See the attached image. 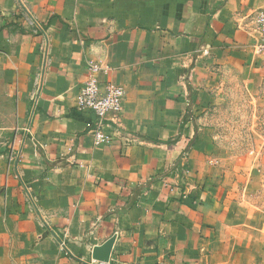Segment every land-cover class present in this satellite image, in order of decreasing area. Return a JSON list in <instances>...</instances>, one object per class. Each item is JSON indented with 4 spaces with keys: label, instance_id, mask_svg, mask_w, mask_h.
<instances>
[{
    "label": "crops",
    "instance_id": "0c3cea01",
    "mask_svg": "<svg viewBox=\"0 0 264 264\" xmlns=\"http://www.w3.org/2000/svg\"><path fill=\"white\" fill-rule=\"evenodd\" d=\"M18 3L9 28L26 32L6 41L27 56L0 125V264H222L232 208L208 110L225 88L264 86V0ZM92 65L126 90L102 144L77 107Z\"/></svg>",
    "mask_w": 264,
    "mask_h": 264
},
{
    "label": "rangeland",
    "instance_id": "374dc122",
    "mask_svg": "<svg viewBox=\"0 0 264 264\" xmlns=\"http://www.w3.org/2000/svg\"><path fill=\"white\" fill-rule=\"evenodd\" d=\"M18 2L0 0L2 126L11 115L9 104L14 101L19 73L23 74L15 59L20 63L27 56L18 49L14 52L6 41L5 33L15 27L26 32L17 22L9 28V20L20 14ZM33 33L37 34V30ZM207 122L213 130L220 176L232 208L231 225L224 230L225 245L218 255L222 264H264V86L235 85L223 89L209 107ZM1 137L11 139L10 133Z\"/></svg>",
    "mask_w": 264,
    "mask_h": 264
},
{
    "label": "built area",
    "instance_id": "2783aa9c",
    "mask_svg": "<svg viewBox=\"0 0 264 264\" xmlns=\"http://www.w3.org/2000/svg\"><path fill=\"white\" fill-rule=\"evenodd\" d=\"M258 33L260 42L258 49L264 52V11L257 15ZM208 54V51H204ZM100 69L98 65H92L86 81L81 87L76 99L77 107L80 110H90L96 115V122L91 134L96 144L109 141V136L104 130L106 116L111 113L120 112L125 98V88L115 82L103 84L99 78Z\"/></svg>",
    "mask_w": 264,
    "mask_h": 264
},
{
    "label": "water",
    "instance_id": "95a60500",
    "mask_svg": "<svg viewBox=\"0 0 264 264\" xmlns=\"http://www.w3.org/2000/svg\"><path fill=\"white\" fill-rule=\"evenodd\" d=\"M114 237L109 239L101 248H98L95 250V255L98 259L102 261H108L109 260V255L112 250V246L114 243Z\"/></svg>",
    "mask_w": 264,
    "mask_h": 264
}]
</instances>
